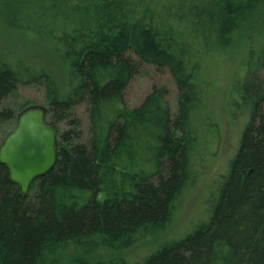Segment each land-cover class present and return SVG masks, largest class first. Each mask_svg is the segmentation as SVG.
<instances>
[{
	"label": "trees",
	"instance_id": "1",
	"mask_svg": "<svg viewBox=\"0 0 264 264\" xmlns=\"http://www.w3.org/2000/svg\"><path fill=\"white\" fill-rule=\"evenodd\" d=\"M1 9L8 28L53 48L42 64L0 51V104L22 86L44 87L59 155L27 198L0 165V264H264V0H0ZM242 42L251 55L259 49L235 84L246 123L205 216L142 262L94 261L170 226L197 172L203 61ZM132 56L170 73L175 111L165 88L125 104ZM54 67L65 73L63 92ZM15 105L0 110L1 129L13 130L32 103Z\"/></svg>",
	"mask_w": 264,
	"mask_h": 264
},
{
	"label": "rangeland",
	"instance_id": "2",
	"mask_svg": "<svg viewBox=\"0 0 264 264\" xmlns=\"http://www.w3.org/2000/svg\"><path fill=\"white\" fill-rule=\"evenodd\" d=\"M4 17V14L0 15V51L12 56L24 57L39 64L44 63L45 54L50 53L53 48L52 41L42 42L29 32L10 29L6 26L9 20H5ZM258 50L254 46L251 55L242 42L234 50L213 54V57L210 59L206 57L203 61L204 69L201 76L208 79L202 84L205 90L204 98L207 101L203 107L206 104L207 106L201 110L207 116V120L198 130L200 143L195 153L197 172H195L194 182L179 203L170 226L164 231L146 235L130 246L99 250L94 256V261L142 262L163 245L184 238L192 231L193 223L205 216L209 192L215 188L217 180L227 174L230 161L239 148L246 117L234 105L235 101L240 100L234 93L235 84L244 78L248 65L257 59ZM132 60L137 67V73L124 92L125 104L131 108L138 107L154 88H165L166 100L171 111H175L178 106V89L170 73L143 64L135 56H132ZM53 71L63 92L67 88L65 73L57 67H54ZM46 97L47 92L42 86H22L15 98L0 104V110L17 109L15 104H20L22 101L31 102L32 105H46ZM234 112L236 116L232 118L231 115ZM75 115L80 121L83 140H86L90 125L87 107L80 105ZM199 119L202 120V117L200 116L196 121ZM1 128L0 125V146L6 135L12 131L11 127ZM213 194H217V191Z\"/></svg>",
	"mask_w": 264,
	"mask_h": 264
},
{
	"label": "water",
	"instance_id": "3",
	"mask_svg": "<svg viewBox=\"0 0 264 264\" xmlns=\"http://www.w3.org/2000/svg\"><path fill=\"white\" fill-rule=\"evenodd\" d=\"M47 115L44 105L26 107L0 146V165L7 169L9 181L18 186L23 198H27L32 184L57 164L59 127L50 124Z\"/></svg>",
	"mask_w": 264,
	"mask_h": 264
}]
</instances>
